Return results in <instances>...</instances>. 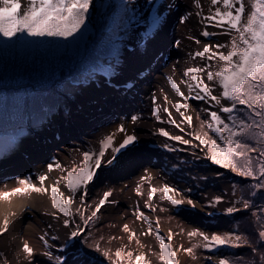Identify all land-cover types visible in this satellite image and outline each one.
Listing matches in <instances>:
<instances>
[{"label": "rangeland", "instance_id": "1", "mask_svg": "<svg viewBox=\"0 0 264 264\" xmlns=\"http://www.w3.org/2000/svg\"><path fill=\"white\" fill-rule=\"evenodd\" d=\"M137 1L140 9L134 7L129 12L134 16L141 13L132 24L128 17L116 18L112 11L114 7L109 9L106 22L105 13H98L97 0L85 37L74 42L70 50L64 41L55 38L29 37L11 42L0 39V128L19 130L27 124L41 125L30 128L27 133L22 132L18 137L13 136L14 142L0 149V192L10 193L12 189L21 187L18 181L25 178H30L40 187L37 177H48L43 185L48 189L46 193L10 195L16 197L11 202L8 218L0 222L2 230L4 221H8L7 231L0 233V264H57L44 255L46 251H51L53 256H63L64 264H78V250L87 251L93 264H112L118 249L122 253L130 252L132 258L129 261L125 257L117 264H136L135 257L138 255L145 257L148 264H163L157 226L165 242L170 243L175 251L173 264H219L222 256L233 264L235 261L264 264L260 256L257 257L259 251L255 257L254 254L240 253L239 248L233 247L208 251L203 247L205 242L200 236L188 235L194 229H200L209 237L213 233L229 231L246 235L251 230L249 212L240 215L238 222L231 221V214L225 212L233 201L238 202L251 195L239 184L241 177L237 179L231 176L229 169L211 163L206 158V150L201 151L202 146L189 135L207 132L215 138V134L202 121L208 118L205 108L218 111V106L202 100H184L169 82L170 79L175 81L184 97H189L188 83L191 80L183 73L189 67L203 66L205 63L200 58L193 59V54L202 51L205 43L219 42L230 48L231 35L227 34L226 26L224 29L216 28L202 19L211 14L210 9L215 11L210 0H199V8L194 6L193 0H178V7L168 11L165 9L166 0H158L154 7L162 18L161 23L148 35L151 10L145 0ZM184 3H192L190 6L196 9V19L181 23V18L187 17L184 11L178 10ZM218 6L223 11L222 5ZM173 16L179 20L170 21ZM137 19L143 20L141 26H137ZM117 20H123L122 27L119 28ZM204 30L216 35L205 38L201 35ZM171 38V48L157 63L162 71L154 70L157 78L152 84L139 82L142 85L139 92L144 93L148 103L134 106L125 113L119 111L112 120L104 121L101 113H110V108H115V99L119 100L125 94L130 101H137V97L125 91L118 96L110 82L133 79L135 72L145 68L157 49ZM229 48L222 51L227 52ZM220 63L213 61L212 70H217ZM205 82L212 83L206 78ZM220 91L217 85L214 94L219 95ZM61 103L67 106L65 114H60ZM177 103H187L189 106L178 112L175 107ZM149 105L154 108L149 109ZM154 109H159V120L154 115ZM143 113L146 114L145 118H142ZM65 115L66 127L62 118ZM126 116L130 118L131 125L128 133H123L118 131V127L123 125ZM133 116L137 117L135 123ZM184 117L192 118L191 127ZM76 120H81L80 126L74 125ZM171 120L175 124L168 122ZM162 128L171 135L192 140V144L182 145L166 139L159 134ZM137 130L142 144L127 148L123 154L119 153L111 165L102 164L94 180L87 186L85 216H91L104 193L111 192L96 217L85 224L80 213L76 212L77 208L83 207L80 199L82 192L74 196L71 216L65 217L53 207L51 187L54 184L58 187L62 199L73 195L64 177L73 167L82 166L85 151H98L99 142L110 134L114 137L113 147H119L126 135H136ZM92 132L97 135L94 133L93 136ZM24 154H28V157ZM111 155L109 149L106 159ZM138 155L140 163L136 158ZM57 163L60 167L49 171L48 166ZM165 184L179 190L173 194L176 198L192 199L196 204L195 209L187 203L173 207L159 191ZM152 188H156L157 192L149 200ZM215 197H222V202L215 208L204 207ZM16 199L18 204L15 203ZM257 199V202H261L259 195ZM237 207L242 209V204ZM141 212L147 220L140 217ZM65 220L69 221L67 227ZM77 227L83 228L81 237L69 242L70 232ZM169 235L172 236L170 242L167 239ZM41 236L48 240L52 246L50 249L45 248ZM25 243L33 249L31 257L23 251ZM97 245L100 248L98 252L95 251ZM181 246L192 248L193 255L189 256ZM256 247L259 249V241ZM105 251L109 252V257L103 255Z\"/></svg>", "mask_w": 264, "mask_h": 264}, {"label": "snow or ice", "instance_id": "2", "mask_svg": "<svg viewBox=\"0 0 264 264\" xmlns=\"http://www.w3.org/2000/svg\"><path fill=\"white\" fill-rule=\"evenodd\" d=\"M145 2L151 10L147 33L151 35L160 25L162 18L154 7L158 0H145ZM136 3L137 0H105L103 6L107 9L115 7L122 12H128L135 7ZM210 3L215 11L210 9L211 14L202 19L216 28L224 29L226 26L227 34L231 35L230 48L224 43H205L202 51L193 54V59L200 58L205 63L203 66L189 67L183 73L184 77L191 80V83H188L189 97H184L175 81L170 79L169 82L171 88L184 100L189 98L202 100L218 106V111L205 108L204 111L208 118L202 121V124L215 134V138L210 137L207 132L203 135L193 133L189 135L199 142L202 146L201 151L206 150V158L211 163L229 169L232 173L249 181L247 185H241V187L249 192L251 197L259 195L261 202L243 198L239 202L233 201L232 206L225 209L227 214L241 210L250 211L251 230L246 235L237 231H229L224 234L213 233L209 237L200 229H194L188 235L190 237L200 236L205 242L203 247L208 251H218L222 247L250 246L251 252L259 251L260 259L264 261V0H210ZM193 4L195 7H200L199 0H193ZM218 5H222L223 11ZM96 7L97 0H26V2L24 0H0V39L11 42L29 37L55 38L64 41L70 50L74 42L85 37L88 22ZM186 20L187 17H182L181 23H185ZM201 35L209 38L215 36L216 33L204 30ZM225 48L229 50L222 51ZM216 60L221 63L217 70L213 71L212 62ZM205 78L212 83H206ZM217 85L221 89L219 95L214 94ZM188 106L187 103L175 105L178 112L181 108L187 109ZM153 112L159 120V109H154ZM136 120L137 117L133 116V123ZM184 120L187 121L189 127L192 126L191 117H184ZM168 122L175 124L174 120ZM176 127L180 126L176 125ZM180 130L184 131V129ZM118 131L126 132L125 126L120 125ZM159 134L182 145L192 144V140L185 139L181 135H171L163 128L160 129ZM136 141L135 135H126L119 147H113L114 137L110 134L99 142L98 151H85L82 154V166L73 167L64 177L67 188L73 195L62 199V194H58V187L55 184L51 187L53 207L63 216H71L74 196L77 192H82L80 199L83 207L77 208L76 212L80 213L85 224L91 221L107 202L111 192H105L91 216H85L84 211L87 205L84 202V196L87 194V186L94 180L102 164L111 165L116 159V153L134 146ZM13 142L14 139H10L8 144ZM165 147L168 145L165 144ZM109 149L112 155L111 158L106 159ZM54 167L59 168L60 165L58 163L49 165V171ZM37 179L40 187L32 183L30 178L20 179L18 183L21 187L12 189L10 193L0 192V199L32 192L46 193L48 189L43 185L48 177L40 175ZM142 179L145 178L142 177ZM159 191L173 207H180L185 203L193 209L196 207L192 199L176 198L173 194L179 190L175 187L165 184ZM235 191L234 186L233 192ZM156 192V188L150 190L149 200ZM222 199V197H215L204 207L215 208L222 202ZM237 203L242 204V209L237 207ZM140 217L147 220L143 212L140 213ZM64 225L67 227L69 221L65 220ZM7 229L8 221L5 220L0 233L6 232ZM125 230H127V225H125ZM82 232L83 228L77 227L70 232L68 241L71 242L81 237ZM157 239L160 242V260L163 264H173L176 260L175 251L170 247V243H166L164 237L160 235L158 226ZM167 239L170 242L172 236L169 235ZM40 240L45 248L52 247L44 236H41ZM257 241L260 243L259 249L256 247ZM183 250L189 256L193 255L192 248H183ZM23 251L29 257L33 255V249L27 243L24 244ZM95 251H100L98 245L95 246ZM44 255L49 260H55L57 264H64L63 256H53L51 251H46ZM103 255L109 257L110 254L105 251ZM115 257L116 260L112 264H117L125 257L131 261L132 254L122 253L118 249ZM77 258L78 264H93L87 251L78 250ZM135 260L136 264H148L142 255L136 256ZM219 264H233V262L222 256ZM235 264H242V261H235Z\"/></svg>", "mask_w": 264, "mask_h": 264}, {"label": "bare ground", "instance_id": "3", "mask_svg": "<svg viewBox=\"0 0 264 264\" xmlns=\"http://www.w3.org/2000/svg\"><path fill=\"white\" fill-rule=\"evenodd\" d=\"M190 4L192 3H184V5H181L179 6V11H184L187 15V20L190 21V19H196V9L195 7L192 5L190 6ZM178 7V5L174 8L176 9ZM184 14V13H183ZM175 20V21H174ZM177 20H179V18H177L176 16H173L170 21H174L176 22ZM178 46V45H177ZM138 60H141L140 58ZM119 83V82H118ZM118 111L116 109H113V108H110V113H107L106 115V118H105V121H108L110 120V118H114V115L117 114ZM106 113L104 114H101V115H105ZM149 115V114H147ZM146 117V114L143 113V117L142 118H145ZM79 124H81V120H76L75 122V126H80ZM91 126V125H89ZM144 126V125H143ZM146 127V126H144ZM94 128V127H92ZM96 130V129H95ZM94 130V131H95ZM90 132V131H89ZM94 133L95 132H92V135L94 136ZM95 135H97V133H95ZM11 139V138H10ZM8 134H4L2 133L0 135V149L4 148V147H9L11 144H8ZM88 142H92L91 140L87 139ZM142 144V143H141ZM27 196V195H26ZM16 197V196H15ZM15 197H12V196H9L8 198L6 199H0V222H2L4 219H7L8 216H9V211L11 210V202L14 201ZM21 202V201H20ZM15 203H19L18 200L16 199L15 200Z\"/></svg>", "mask_w": 264, "mask_h": 264}, {"label": "trees", "instance_id": "4", "mask_svg": "<svg viewBox=\"0 0 264 264\" xmlns=\"http://www.w3.org/2000/svg\"><path fill=\"white\" fill-rule=\"evenodd\" d=\"M104 2H105V0H98V13L104 12L105 15H106V22H107L108 21V12H109V9H107V8H105L103 6L104 5ZM112 11L115 13L116 18L117 17L118 18H122L125 15V12H122L120 9H117L115 7H114V10H112ZM122 22H123V20H121V21L120 20H117L116 21V23H118V25H119V28L123 26V23ZM53 61L51 63H53ZM60 106H63V107H60L61 108L60 114H61L62 111L65 112L67 110V106H64L63 103H61ZM29 125H32V124H27V125L21 126L19 130H17L16 128H12V127H9L7 130H4V129L0 128V135L2 133L8 134V135H12V136L20 135L22 132H26L29 129ZM36 126H41V125H36ZM230 173H231V176L236 177L238 179V175H236L234 173L232 174V172H230ZM239 181H241V182H239L240 185H243V183H246L247 182L243 178H241V180H239ZM257 196H256V201H258ZM244 198L254 199V197H251V195L249 197H244ZM238 205H240V203H238ZM248 212L250 213V211L241 210V211H238L236 213H233V214H231L229 216L230 217V220L233 221V222H236V221L238 222L240 215H243L244 213H248ZM239 231H240V229H239ZM239 249H240V253H244L245 252V253H248V254H254V257H255V253H252L251 252L250 246H241V247H239ZM239 255L242 256V254H239ZM259 256H260V253L258 252L257 257H259Z\"/></svg>", "mask_w": 264, "mask_h": 264}]
</instances>
